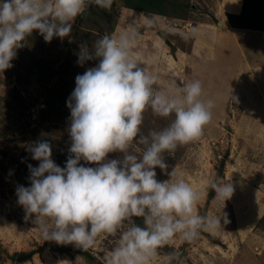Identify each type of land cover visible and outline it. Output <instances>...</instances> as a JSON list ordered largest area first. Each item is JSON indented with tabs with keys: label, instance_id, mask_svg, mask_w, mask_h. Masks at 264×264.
<instances>
[{
	"label": "rangeland",
	"instance_id": "obj_1",
	"mask_svg": "<svg viewBox=\"0 0 264 264\" xmlns=\"http://www.w3.org/2000/svg\"><path fill=\"white\" fill-rule=\"evenodd\" d=\"M86 3L85 11L72 23L69 37H54L46 42L34 31L24 47L17 50L12 67L0 72V264H16L18 255L23 253L35 255L22 264H105V253L113 249L119 238V233H101L95 245L87 250L75 243L44 240L34 223L35 215L26 219V211L17 195L19 187H31L29 165L39 166V161L34 160L29 151L35 143L48 141L52 145L53 161L61 168L66 166L72 144L68 101L76 87L77 75L99 63L97 59L79 64L80 46L86 44L91 49L105 34L115 33L118 37L134 29L138 40L133 50L136 60L149 74L158 77L157 86L162 92L168 94L173 81L175 91L183 84L198 80L203 89L201 98L215 104L212 120L200 137L178 143L174 150L164 153L168 168L166 171L155 169L157 180H169L167 173L175 168L176 178L185 180L203 194L197 211L200 215L205 212L207 217L213 204L222 214L230 215L232 211L229 200L213 202L216 192L210 184L217 178L223 179L221 182L230 181L234 192L239 183L231 180L245 178L246 183L261 190L258 194L264 193V177L261 176L264 173V122L253 121L254 100L245 98L237 90L239 77L232 79L229 71L235 68L232 72L238 75L240 71L236 66L242 61L246 68L241 74L247 70L242 80L257 81L260 85L257 94L264 99V57L257 68L260 57L256 59L254 51L264 47V41L257 47L251 42L254 33H264V30L245 28L257 25L264 29V2L253 4V15H241L242 10L238 15H228L222 7L224 0H160L154 8L159 7L162 14L130 9L125 0H113L110 9L101 8L90 0ZM243 3L244 0L242 8ZM223 21L229 27L220 26ZM227 36L225 48L219 37ZM250 59L255 62L251 64ZM174 118V115L159 117L148 109L141 130L145 135L161 131ZM134 149L140 154L143 146L134 145ZM123 155L109 153L107 159L120 160ZM81 164L97 166L83 160ZM231 166L238 170L235 176L231 174L235 173ZM252 194L254 199L258 198L254 192ZM255 210L264 212V202L256 204ZM244 211L242 208V213ZM213 218H217L216 212ZM133 220L144 227L142 218L133 217ZM254 228L258 232L264 229V215ZM233 229H236L235 224L222 220L214 231L200 229L198 237L191 242L177 236L171 244L158 250L152 264H231L230 258L223 262L224 258L215 248H225L219 237L223 235V240L235 237ZM242 237L240 264L245 259L250 264H264V250L255 249L254 245L259 235L249 231Z\"/></svg>",
	"mask_w": 264,
	"mask_h": 264
},
{
	"label": "clouds",
	"instance_id": "obj_2",
	"mask_svg": "<svg viewBox=\"0 0 264 264\" xmlns=\"http://www.w3.org/2000/svg\"><path fill=\"white\" fill-rule=\"evenodd\" d=\"M110 9L113 0H90ZM86 0H0V72L12 67L17 50L38 31L46 42L69 37L75 18L85 11ZM135 30L118 37L105 34L91 49L80 46L78 63L99 60L96 67L76 77L68 108L71 111V155L61 168L52 159V145L35 143L29 151L38 167L30 169L31 187L17 189L18 202L33 214L44 240L75 243L84 250L95 245L101 233L119 238L105 253V264H152L158 250L177 236L195 240L200 229L221 225L218 218L198 214L202 193L183 179L175 168L169 180L158 181L156 168L166 171L164 153L178 143L203 134L213 117L212 100H203L200 81L183 84L165 94L158 77L141 67L133 51ZM174 119L161 131L143 134L146 110ZM135 146L142 145L137 154ZM123 158L107 159L109 153ZM95 164L85 167L81 161ZM216 179L210 184L217 199H230L232 183ZM133 217L142 218L144 227ZM223 220L228 223L227 216ZM67 264V262H63Z\"/></svg>",
	"mask_w": 264,
	"mask_h": 264
},
{
	"label": "crops",
	"instance_id": "obj_3",
	"mask_svg": "<svg viewBox=\"0 0 264 264\" xmlns=\"http://www.w3.org/2000/svg\"><path fill=\"white\" fill-rule=\"evenodd\" d=\"M222 7L226 10L228 15H238L242 10V0H224V4ZM222 23L224 26L229 27L226 21H223ZM228 33H229V31H228ZM230 35L231 34H229L228 36H230ZM228 36L227 37H219V39L221 40V44L223 43L224 47L226 46L225 40L229 39ZM263 41H264V33L263 32L254 33L253 38H251L252 44H254L256 47L259 46L261 44V42H263ZM216 42H217V44H219V40L217 38H216ZM229 47H230V45H229ZM250 48L253 49V46L251 45ZM259 48H260V51H258ZM259 48L258 49L256 48L254 50L257 53L251 49V51L256 53V55H257L256 59L258 57H260V60L257 59V62H258L257 66H256L257 68H259L258 64L263 63V57H264L263 56L264 55V47H259ZM253 61L251 60V64L253 63ZM223 62H225V64L227 63V61L224 59V57H223ZM246 63H247V65H249L248 67H250V61L247 60ZM211 66H213V65H211ZM236 68L239 69V71H240V73L238 75L234 74L232 72L235 68L234 69L228 68V69H229V71H231V78L232 79H234L236 76L239 77V79L236 80V82H239L238 83L239 86H237V90H240L241 94L245 95V98H248L249 100H254L252 111H253L254 115L256 114V116H255L253 121L264 122V118H263L264 117V109H263L264 99H262L263 97L261 98V96L259 94H257V90L259 89L258 87H260V85L257 83V81H253L251 83V81H248V79L246 81L242 80L243 77L247 73V70H246L245 74H243L244 71L241 74L243 68H246V65H244V63H242V61L239 62V64L236 66ZM226 72H227V69H226ZM233 87H234V85H233ZM262 163H264V161H262ZM231 168H232L231 170L234 169L235 173H231L230 169H229V173H231L233 176H235L238 173V170H237V168H235L233 166H231ZM261 176L264 177V173H262ZM231 181L239 183V185L237 187L238 189L236 190V192H233L231 198L228 199L229 201H227L229 209H230V203L232 204L231 205L232 211L229 212L232 215L231 214L227 215L226 213L222 214L218 210L219 207L217 205L213 204L211 209L209 210L208 217H214L215 212H216L217 218L218 219L220 218L221 221L223 220V215H226L227 220L230 223L235 224L236 229H233V231L235 233L236 238L232 236L230 239L224 238V240H226V241H224L222 239L223 235H221L219 238H221V240L223 241L225 248H221L220 246H217L215 248V250L218 251L220 255H222V258H224V260H222L223 262H228V259L230 258L231 264H240V260H238V259L240 257L239 255H241L240 250H241V245L243 244L242 238H244V237H242V236L246 232H249V231H253V233L256 232L257 235H259L260 239H259V241H257V238L255 237V239H254V245L256 246L255 249H259V250L263 249L264 250V229L259 230V232L254 230L255 225H257V223L260 222L261 218H263V215H264V212L259 213V212H257V210H255L256 204H260L261 202H264V193L262 195L258 194V193H261V190H256V188H253V186L250 183H248V182L246 183L245 178L242 181L241 180H231ZM252 192H254L258 198L255 197V199H254L252 196L253 195ZM259 196H260V198H259ZM215 206H217L216 209H215ZM242 208H245L246 213H245V211L242 213ZM238 209H239V212H238ZM237 212H238V214H237ZM232 216H233V218H232ZM252 228H254V229H252ZM250 229H252V230H250ZM206 230L209 231L210 229H206ZM211 230L214 231V229H211ZM169 244H171V243H169ZM227 246H228V248H227ZM242 262L243 263H241V264H250V263H247L248 262L247 259H245L244 261L242 260Z\"/></svg>",
	"mask_w": 264,
	"mask_h": 264
},
{
	"label": "trees",
	"instance_id": "obj_4",
	"mask_svg": "<svg viewBox=\"0 0 264 264\" xmlns=\"http://www.w3.org/2000/svg\"><path fill=\"white\" fill-rule=\"evenodd\" d=\"M125 1L127 3L126 6L128 8L133 9V10H137L141 13L158 12V13L162 14V12L159 10V7L154 8L155 3L157 1H160V0H137V2H136V0H125ZM260 2H264V0H244L241 15H243V14L244 15H248V14L253 15L254 11H252V10L255 9L253 4L258 5ZM257 7H256V9H258ZM258 25H260V24H258ZM256 26H254V27L242 26V27H245L247 29L264 30L261 28H257L258 26L257 27ZM201 215L205 216V212ZM0 246H1V244H0Z\"/></svg>",
	"mask_w": 264,
	"mask_h": 264
},
{
	"label": "water",
	"instance_id": "obj_5",
	"mask_svg": "<svg viewBox=\"0 0 264 264\" xmlns=\"http://www.w3.org/2000/svg\"><path fill=\"white\" fill-rule=\"evenodd\" d=\"M219 25L223 26V23L220 22ZM33 121H35V120H33ZM34 255H35L34 253L19 254L17 259H16V264H22V263H24L26 261H29V260H31L34 257Z\"/></svg>",
	"mask_w": 264,
	"mask_h": 264
}]
</instances>
